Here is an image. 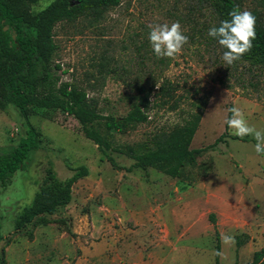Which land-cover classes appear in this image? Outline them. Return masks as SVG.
Listing matches in <instances>:
<instances>
[{
    "label": "rangeland",
    "instance_id": "374dc122",
    "mask_svg": "<svg viewBox=\"0 0 264 264\" xmlns=\"http://www.w3.org/2000/svg\"><path fill=\"white\" fill-rule=\"evenodd\" d=\"M53 1L38 0L31 10L39 12ZM173 1L122 0L100 26H90L84 18L57 23L53 65L59 70L51 71V80L84 89L102 114L116 116L129 110L135 85L169 81L182 100L178 109L150 110L146 123L115 133V144L134 146L160 129L183 124L188 101L203 100L189 148L204 150L194 155V164L179 169L177 178L154 168L128 171L133 160L112 151L102 154L71 116L59 110L33 113L29 121L38 133L39 149L22 163L10 184L0 188V264H90L89 246L101 239L109 245H132L131 255L155 250L156 259H165L155 264H214V230L220 243L218 264L248 263L264 246V156L254 152L250 136L245 137L247 142L227 137L207 148L224 132L229 107L238 106L250 125L264 129V76L256 90L233 79L220 85L224 63L215 61L222 58L220 52L193 41L185 16L188 4ZM254 8L257 4L251 0H241V10ZM164 22H179L188 37L174 58L155 56L148 40L149 25ZM102 54L113 72L94 81L90 73L98 76L96 65ZM21 124L13 107L0 111V153L24 136ZM228 134L232 135L229 128ZM79 166H85L88 174L73 185L68 206L35 218L20 231L13 229L47 167L65 179ZM210 214L215 216V228ZM224 234L233 235L235 243L225 245ZM134 245L141 252H134ZM122 250L120 254H130ZM121 262L132 264L125 259L116 264Z\"/></svg>",
    "mask_w": 264,
    "mask_h": 264
},
{
    "label": "trees",
    "instance_id": "16d2710c",
    "mask_svg": "<svg viewBox=\"0 0 264 264\" xmlns=\"http://www.w3.org/2000/svg\"><path fill=\"white\" fill-rule=\"evenodd\" d=\"M38 0H0V111L13 107L21 119L24 136L16 146L0 153V188L10 184L13 175L22 169L27 157L39 149L38 133L29 121V116L39 110H59L71 116L81 127L84 137L96 145L98 150L126 156L134 161L131 168H154L165 175L177 178L179 169L185 164L195 163L194 155L204 149H190L189 145L200 123L205 101H188V111L183 124L160 129L151 134L147 141L134 146L115 144L114 134H123L138 124L146 123L149 111L168 107L178 109L182 100L176 94V87L169 81L157 83L140 82L134 86L129 96V110L123 116L111 113L106 115L98 109L97 102L90 98L84 89L69 83L57 85L51 80V71L58 69L53 65L57 45L54 41V27L59 22H75L84 18L90 26H100L111 9L122 5V0H54L45 9L32 12V5ZM174 4L179 0H174ZM187 23L191 25V38L195 43L202 42L220 55L223 49L215 39L208 36L212 26H219L228 19V12L233 6H239L241 0H186ZM258 8L250 10L256 18V38L252 49L240 60L227 65L222 58L215 61L224 63L220 85L234 80L241 86L256 90L264 73V0H251ZM263 9V10H262ZM4 27L7 29L4 30ZM105 54L97 62V74L90 77L97 80L113 72ZM218 58L220 59L219 61ZM231 108V107H229ZM227 113V118L230 117ZM247 142L224 132L207 148H213L225 142V138ZM113 167L114 160L107 156ZM72 174L59 179L51 167L44 171V177L30 204L25 206L13 221L15 231L22 230L35 218L52 215L59 208L66 207L72 201V187L88 174L85 166L70 169ZM215 228V216H208ZM215 233L214 264L219 263L220 243L218 232ZM1 226H0V241ZM238 246V245H237ZM234 264H237L235 262ZM245 264H264V246L253 252L250 262Z\"/></svg>",
    "mask_w": 264,
    "mask_h": 264
},
{
    "label": "clouds",
    "instance_id": "9594fccd",
    "mask_svg": "<svg viewBox=\"0 0 264 264\" xmlns=\"http://www.w3.org/2000/svg\"><path fill=\"white\" fill-rule=\"evenodd\" d=\"M228 17L222 20L219 26L210 27L208 36L226 49L222 60L227 65H232L252 49L256 38V18L252 12L241 10L239 6H233L228 12ZM149 29L148 40L154 55L158 58H174L188 43V37L184 34L179 22L150 24ZM227 111L231 115L225 120V124L232 135L240 139L252 137L255 141L254 152L258 156H264V129H257L250 125L238 106H233ZM221 239L225 245L235 243V237L230 234L222 235Z\"/></svg>",
    "mask_w": 264,
    "mask_h": 264
},
{
    "label": "crops",
    "instance_id": "0c3cea01",
    "mask_svg": "<svg viewBox=\"0 0 264 264\" xmlns=\"http://www.w3.org/2000/svg\"><path fill=\"white\" fill-rule=\"evenodd\" d=\"M134 252H141L138 246L134 245ZM85 247V246H83ZM91 248V249H90ZM132 245L131 246H118V245H112L104 242V239H101L99 242H94L89 246L90 256H88V263L90 264H116L118 263V260L125 259L128 262L132 261V264H155V261H159L164 263L165 259H161L160 256L159 259H156L157 257L154 256L155 250L151 252H148L146 254H133L132 251ZM93 249V252H92ZM122 249H125V251L129 252L130 254H127V256H124L122 253ZM146 257V262L143 261V258ZM126 262V261H125ZM124 262V263H125ZM123 263V264H124ZM119 264H122L119 263ZM131 264V263H130Z\"/></svg>",
    "mask_w": 264,
    "mask_h": 264
},
{
    "label": "water",
    "instance_id": "95a60500",
    "mask_svg": "<svg viewBox=\"0 0 264 264\" xmlns=\"http://www.w3.org/2000/svg\"><path fill=\"white\" fill-rule=\"evenodd\" d=\"M7 28L6 27H4V30H6Z\"/></svg>",
    "mask_w": 264,
    "mask_h": 264
}]
</instances>
